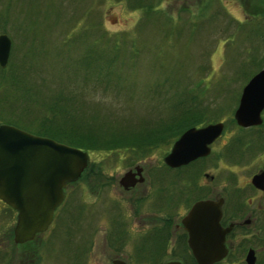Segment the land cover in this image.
<instances>
[{
  "label": "rangeland",
  "instance_id": "obj_1",
  "mask_svg": "<svg viewBox=\"0 0 264 264\" xmlns=\"http://www.w3.org/2000/svg\"><path fill=\"white\" fill-rule=\"evenodd\" d=\"M3 32L12 42L9 70L41 87L40 100L47 90L61 88L65 95L86 100L111 124L125 117L135 124L141 118L178 117L176 104L193 93L200 123L222 121L225 130L211 144V153L192 167L191 181L165 165L178 135L143 154L88 151L90 170L66 187L65 200L45 232L15 245L16 213L0 214V264H112L117 257L129 264L163 262L170 257L157 259L164 245L158 229L135 232L142 227L130 216L133 232L126 210L137 205L140 195L146 196L142 206L149 205L154 193V204L174 213L194 198L206 172L214 179L205 178L204 191L213 197L263 199L248 182L264 166V136L241 129L233 115L243 87L264 68V0H0ZM85 56L92 60L82 66ZM106 56L115 57L111 66ZM38 99L29 109L34 115ZM0 104L2 117L21 118L30 128L38 125L6 100ZM135 164L159 180L124 192L120 180ZM239 256L228 260L240 264Z\"/></svg>",
  "mask_w": 264,
  "mask_h": 264
},
{
  "label": "water",
  "instance_id": "obj_2",
  "mask_svg": "<svg viewBox=\"0 0 264 264\" xmlns=\"http://www.w3.org/2000/svg\"><path fill=\"white\" fill-rule=\"evenodd\" d=\"M11 44L10 37L5 32L0 33L1 68L8 65ZM263 108L264 68L243 87L234 119L242 127L258 125L262 122ZM223 129V122L186 129L164 156L165 163L179 167L209 155L211 144ZM89 162V153L81 148L0 122V199L17 210L13 237L16 244L32 241L49 228L55 209L65 198L67 183L80 178ZM127 175L121 178L120 184ZM252 182L263 189L264 172L255 174ZM221 205V199L199 200L183 218L189 233L188 244L197 264H213L227 253L224 243L227 229L220 224ZM246 259L249 264H255L252 250ZM112 264L128 263L114 259ZM166 264L181 263L170 261Z\"/></svg>",
  "mask_w": 264,
  "mask_h": 264
},
{
  "label": "trees",
  "instance_id": "obj_3",
  "mask_svg": "<svg viewBox=\"0 0 264 264\" xmlns=\"http://www.w3.org/2000/svg\"><path fill=\"white\" fill-rule=\"evenodd\" d=\"M107 56L104 60H107V66H111L115 57ZM85 57L87 58H84V61L81 62L82 66L88 65L86 63H90L92 60L88 58L89 56ZM0 74V90L4 89L0 103L3 104V101L6 100L7 104L10 103V106L21 109L23 116L35 117L31 119V122H38V125L30 128L25 120L21 118H19L21 121H18L13 117L7 118L0 115L4 123L20 127L22 122V127H20L22 129H35L39 132L38 135L51 137L85 151H118L125 149L132 150L135 154H143L156 146L169 143L188 127L185 123L195 125L200 123L203 117L199 115L201 109L197 106L199 103L198 96L189 93L181 96L180 100L183 101L180 105L176 104V107L181 109L178 117L156 118L155 120L141 118L142 120L138 121L137 119L135 124L131 123L130 118L125 117V120H120L118 124H111L106 115L93 110L86 100L69 96V94L65 95L59 92L61 88L57 91L54 90L55 92H52L51 89L47 90L45 93L47 96H43L44 100H40L36 95H39L38 91L41 87L35 86L32 82L26 83L27 81L21 78L18 79L13 71L9 70L8 66L0 68ZM158 88H154L153 92L156 93ZM37 99L38 101L35 104H37L39 110L34 115V112L29 111V109ZM208 123L205 121V124ZM14 244L19 245L15 242Z\"/></svg>",
  "mask_w": 264,
  "mask_h": 264
},
{
  "label": "flooded vegetation",
  "instance_id": "obj_4",
  "mask_svg": "<svg viewBox=\"0 0 264 264\" xmlns=\"http://www.w3.org/2000/svg\"><path fill=\"white\" fill-rule=\"evenodd\" d=\"M261 118H262V122L258 125L242 127L239 126L237 123L236 124L241 129L252 128L255 136L260 138L261 136H264V131L262 132L260 131L261 126L264 124V108L261 111ZM203 126H205V124L200 123L197 125H190L186 129L190 127L201 128ZM224 130H225V123H224L223 132L217 139H219L223 135ZM217 139H215V141ZM204 159L205 156L197 157L196 159L190 161L189 163L179 167H170L166 164L165 165L167 166V168L171 169L172 172L174 173L177 172L178 175H181L182 177H184V175L186 178L190 177V181H191L192 172H193L192 167L195 166L197 162ZM151 167L153 168V166ZM261 172H264V166H261L254 174H252L248 182V186L250 187V190L253 192V194L256 195L260 194V197L263 198L259 201L253 202V200L249 198L248 202H244L242 200L239 201V197L238 199L236 198V201L232 200V197H230V200L228 201V197H226L225 195L213 197L208 192L205 193L204 191L205 182L203 181H205V178H207V180L210 181L214 179V175H210L206 172L203 173L202 175L203 181L201 182L203 183L201 182L199 183L198 179L195 180L198 182L197 183L198 191L195 192L194 198L191 201L189 199L190 203H188V199H187V202H185L183 205L182 203L179 204L178 206L182 205L183 207L179 208V210L176 209L174 213H172V211L170 210L166 211L164 208H162L164 205L159 207L156 206L154 204L155 202L153 195L154 193L151 194L152 197H150L151 200L149 201V205L146 206H142L146 196L143 195L136 196L137 205H132L130 207L131 208L130 210L129 209L126 210L130 225L129 227L133 231L134 228L133 226L135 225L134 224L135 221L134 219L132 220V218L135 217L137 220L136 221L137 225L139 224V226L142 227L141 229H137V231L135 232H139L142 230H151L155 234L154 230L158 229L157 231V233L159 234L158 238L163 240L164 245H162V249L159 255L160 257H157V259L159 260V258L165 255H168L170 257L169 259L163 262L159 261L158 264H166L170 261H178L181 264H197V261L188 244L189 233L185 228V225L183 224V218L186 216V214L189 212V210L191 209L192 205L195 202L203 199H213V200L221 199L222 205H221L220 224L222 228L227 229V232L225 233V241H224L225 246L227 248V253L222 259L216 261L213 264H238L239 263L238 260H232V259L228 260L230 255L236 253L241 254V256L243 257V260H241L240 264H249L246 258L250 250H252L254 253L255 264H264V188L263 189L259 188L256 185H254L252 182L253 176ZM125 173H128V175L126 179H124V183L120 184L124 192L130 193L132 191L140 190L139 187L145 181L149 183L152 182V180H154L156 185L159 180L158 175L154 176L155 173L151 174L148 168H145L140 164H135L129 167L128 170L124 172V175ZM194 173L196 174L195 171ZM206 174H208L209 176L206 177L205 176ZM235 187H236L235 189H237L240 186L236 185ZM65 197H66V188H65ZM233 198H235L234 195ZM63 202L61 204H63ZM61 204L58 207H60ZM0 205H2L1 208H3V210L0 211V214L1 213L4 214L7 211L11 215L15 213L17 215V211L1 199H0ZM58 207L56 209H58ZM182 209L183 212L181 213ZM55 213L56 210L54 212V217H55ZM259 254H261V258L259 257ZM114 259L124 260L123 258H118V257Z\"/></svg>",
  "mask_w": 264,
  "mask_h": 264
}]
</instances>
